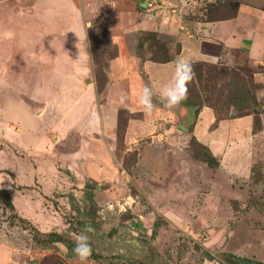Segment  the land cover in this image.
Listing matches in <instances>:
<instances>
[{"label":"rangeland","instance_id":"rangeland-1","mask_svg":"<svg viewBox=\"0 0 264 264\" xmlns=\"http://www.w3.org/2000/svg\"><path fill=\"white\" fill-rule=\"evenodd\" d=\"M90 2L89 62L51 74L29 54L20 55L13 41L8 48L0 39V190L9 191L15 207L12 212L0 202V264H77L65 246L42 240L58 233L73 241L68 233L84 230L78 223L88 214L91 264H221L205 251L264 260V131L247 137L250 174L249 165L228 175L209 168L192 139L179 146L183 159L165 158L166 173L153 175L148 137L127 151V120L141 114L121 109L109 135L101 122L111 63L119 54L116 36L123 34L137 56L143 32L128 30L141 16H113L112 3ZM252 2L262 8L260 0ZM157 41L154 51L162 53V45L177 50L173 38L158 35ZM218 66L224 95L229 85L253 93L263 88L264 67L243 50L224 52ZM260 107L263 114L264 100ZM159 218L163 225L155 231Z\"/></svg>","mask_w":264,"mask_h":264},{"label":"crops","instance_id":"crops-1","mask_svg":"<svg viewBox=\"0 0 264 264\" xmlns=\"http://www.w3.org/2000/svg\"><path fill=\"white\" fill-rule=\"evenodd\" d=\"M90 1L83 0V10L77 0H0V39L8 48L9 40L13 41L10 46L20 47V55L29 54L51 74L58 72L60 67L64 70L65 65L70 68L69 64L89 62L86 31L90 25L87 18L91 14L89 8L94 6ZM252 1L107 0L112 3L110 12L114 13L113 16L134 11L141 16L129 32H156L173 38L176 43L177 50L170 48L171 60L161 64L135 56L129 50L125 36L117 35L115 42L119 46V54L111 63V83L101 105V122L107 135L110 130L118 128L121 109L129 115L141 114L139 118L130 116L127 120V151L148 137L151 146L149 159L154 161L155 168L150 171L153 175H158L161 169L166 173L168 165L165 158L183 159L178 149L188 135L210 150L219 162L216 171L227 175L240 174L249 165L250 174L253 158L247 154V137L252 139L264 131L254 133L253 115L217 122L213 111L207 107L198 114H195V109L182 105L171 110L164 108L160 92L172 79L176 59H184L190 64L218 63L219 57L202 52V41L220 43L224 52L243 50L251 62L264 67V0H260L262 8L255 7ZM34 44L40 48L37 47L32 54ZM259 81L263 88L258 98L264 100V75ZM142 86L153 90L156 107L148 116L136 105ZM121 92L126 93L132 110L116 102ZM185 164L187 166L184 162L177 168L181 170Z\"/></svg>","mask_w":264,"mask_h":264},{"label":"trees","instance_id":"trees-1","mask_svg":"<svg viewBox=\"0 0 264 264\" xmlns=\"http://www.w3.org/2000/svg\"><path fill=\"white\" fill-rule=\"evenodd\" d=\"M142 36L144 37L143 39L139 40V53L137 56L145 60H150L161 64L168 63L171 60L170 52L165 45H162V53H160L161 51L157 52L153 50L152 47L155 48L154 45L157 46L158 43V35L156 32H143ZM147 44H150V46L148 50H144ZM201 48L202 52L209 56L220 57L224 53L223 46L220 43L202 41ZM191 66L193 70V78L188 86L187 99L181 104L182 106L189 109H195V114H198L200 110L205 107L210 108L214 112L217 122L253 115L254 133L262 131L263 114L260 109V100L258 98L260 87L258 89L256 88L258 90L257 93H253L251 90H247V88L236 89L235 85H229L230 89L227 94L224 95V92L222 93V90L218 91L219 87L217 85V82H221L223 79L220 76L221 69L219 68L218 63L214 64L210 62H194L191 63ZM258 69L262 68L259 67ZM253 74L254 73H250V76L252 77ZM255 87H257V85ZM225 96H228L229 101L226 100ZM234 114H237V116H235ZM188 136V139L185 138V144H188V142L190 143L192 139L193 141L197 142L195 137L191 135ZM197 143L201 148L204 149L202 161L206 163L209 168L213 170L217 169L219 167V162L217 161V159L212 155L207 147L201 145L199 142ZM87 197L91 205H95L93 197L90 194ZM0 202L3 203L5 207L9 208L12 212H15V207L11 201V195L8 190H0ZM89 219L92 220L91 215H84L83 221L78 224L81 225L83 229L89 226L91 228L92 223L89 222ZM162 221V218L157 219L154 225L155 231L161 228V226L163 225ZM42 242L49 244H62L69 251H72L73 247L75 246L73 241L64 239L63 236L58 233L47 234ZM203 254L211 261H217L218 259L221 264H264V260L255 261L250 258L237 256L234 254L225 253L218 255L219 257L216 255H212L207 251L203 252Z\"/></svg>","mask_w":264,"mask_h":264},{"label":"clouds","instance_id":"clouds-1","mask_svg":"<svg viewBox=\"0 0 264 264\" xmlns=\"http://www.w3.org/2000/svg\"><path fill=\"white\" fill-rule=\"evenodd\" d=\"M193 78L192 66L184 59H176L175 70L171 81L166 84L160 92L163 107L166 109H175L179 107L188 95V86ZM120 106L132 110L126 99V93L121 92L116 101ZM136 105L144 111L145 115H151L155 109L153 103V90L149 86H142L136 98ZM92 231L90 227H86L79 233H68L74 242L72 253L77 264H91L92 247L90 244V236L87 234Z\"/></svg>","mask_w":264,"mask_h":264}]
</instances>
